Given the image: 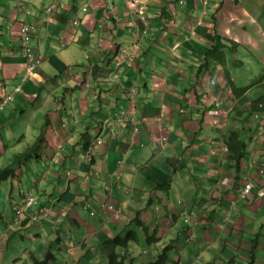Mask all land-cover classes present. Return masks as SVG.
Listing matches in <instances>:
<instances>
[{"label": "crops", "instance_id": "0c3cea01", "mask_svg": "<svg viewBox=\"0 0 264 264\" xmlns=\"http://www.w3.org/2000/svg\"><path fill=\"white\" fill-rule=\"evenodd\" d=\"M25 23L38 27L32 46L42 63L23 82L17 40ZM5 94L13 101L0 110L11 106L3 133L8 115L0 113V169L22 161L36 141L45 150L16 169L0 221L15 223L16 202L22 209L31 192L36 201L60 193L66 178L48 219L34 217L50 202L37 213L24 208L17 222L20 230L45 222L58 237L54 258L62 261L54 264H105L110 253L124 252L112 244L116 237L134 231L144 243L148 230L158 242L133 246L135 254L144 250L135 264L165 247L172 264H264V193L240 199L246 178L255 179L256 193L264 190V112L251 110L264 101V0H0V101ZM39 113L46 120L34 130L44 136L29 142L28 125ZM18 115L22 127H10ZM244 139L243 166H259L239 181L244 172L226 143L239 147ZM89 148L90 160L80 162ZM27 165L34 170L25 180ZM38 245L40 255L26 249L33 264L49 255L50 245Z\"/></svg>", "mask_w": 264, "mask_h": 264}, {"label": "rangeland", "instance_id": "374dc122", "mask_svg": "<svg viewBox=\"0 0 264 264\" xmlns=\"http://www.w3.org/2000/svg\"><path fill=\"white\" fill-rule=\"evenodd\" d=\"M30 25H32V24H30ZM33 26L36 27L37 25L36 24H33ZM126 28H128V26H126ZM34 33H36V32H34ZM241 40H242V38H241ZM19 41H21V38L20 37L17 40V43ZM6 50H8V47H7ZM248 56H249V58H248ZM252 59H253L252 58V55H250V54L247 55V57H246L247 62L246 63L251 62ZM245 70L246 71L249 70L248 65H247V68ZM247 72H249V71H247ZM239 80L240 81H243L244 79H239ZM11 86L12 85L9 84V88ZM10 109H11V106L7 107V111L6 110L5 111H0V113L2 115H8V118L7 117H4V121L1 122L3 124V126H4V129L1 131V133H3V132L6 131V129H5L6 127L5 126H7V121L11 118ZM25 117L26 116L24 115L23 118H25ZM20 119H21V115H18L17 120L16 121H13L12 124L9 125V126L12 127L15 124H19V126L22 127L23 123L20 121ZM45 120H46L45 114L44 113H39L38 115H36L34 117V121L29 123V125H28L29 134L26 137L29 142L36 141L38 139V135L40 136L41 133L44 136L43 131H36V130H34V128L37 125V123L42 122V121H45ZM8 130L10 132V135H12V136L14 134L15 135L19 134V132H18L17 129H8ZM18 138H21V136H19ZM81 147H83V145H81ZM56 149L57 150H60L59 147H57ZM57 150L52 149V150H49V151H50L51 155L53 156V155H55L57 153ZM83 150H84V148H83ZM10 151H11V153L14 152L15 156H13V157H16L18 155V153H19L18 151H20V149H14L13 148V149H10ZM11 153H10V156H12ZM14 160L15 159H13V164L15 163ZM247 163H248V165L246 167L243 166V168H241L243 170V172H244V176L243 177L237 176V179L239 181L246 178L247 172L252 173V172L256 171L255 169H253L251 167V164H253V165L256 164V166H259L258 163H250L248 161H247ZM29 166L30 165H27L26 167H24V168H26L25 176L23 177L25 180H28L30 178V175L32 173V170H34V168H28ZM70 166L73 167V170L75 171V173L78 171V169H76L74 167V161H73V159H72V161L70 163ZM13 167L15 169H18L19 168L17 164L14 165ZM63 169L64 168L61 169L62 170V172H61L62 174L64 173V170ZM234 169L236 170L237 175H240V172H242V171L236 169V167H234ZM42 172H43V169H42ZM263 174L264 173H262V175ZM49 177L50 176H47L45 178V182H47V178H49ZM253 178H257V175H255ZM254 180L255 179L246 178V181H254ZM5 182H9V186L8 187L3 186V183H5ZM3 183L0 185V213L1 214L3 213V204H6L4 202V197H6V195H7V196H9V197L12 198L14 195L12 196V195H10V193L12 192V190H14L13 189V186H17V185H15V183H17V181L15 179H13V178H10V179L4 181ZM65 183H66V178H63L62 190H61L60 193H56L55 195H51L49 197H45V196L40 197L39 200L34 203L33 207H30L28 209V212L29 213H32V212L37 213L38 210L40 208H42V206L44 204H47L48 202H50L49 203L50 206H51L50 208H53V204L59 198L60 194L62 192H64V190H65ZM257 189H258L257 186H255L252 189V193H251L250 197L246 199V202L252 201V200H254V198H256L257 200L259 198H262V193H264V190H261L260 189L256 193V190ZM243 191H244V189L241 191V194L243 193ZM14 194L19 195L18 192L16 193V191H14ZM9 197H8V199H9ZM17 204H18V202H16V204L14 205V209H16ZM20 210L22 211L23 209H20ZM45 210H47V207L45 208ZM10 213H11V210L7 214V216H9ZM16 213L18 215L21 214V212L18 211L17 209H16ZM13 214H14V210H13ZM51 215L52 216L55 215L54 211L52 212ZM42 223H43V221H39L38 222V221H32L31 220V222L29 223V225L25 229L20 230L21 226H19V224L17 223V221H15V223H11L8 220H5V222H1L0 221V242H2L4 244L2 246V249H0V264H33L32 257H31L30 254H28V252H26V249H30L31 250L33 248V252L36 255H40L41 254V251L39 250L40 249V246L38 245L39 243H42L43 245L44 244L45 245L46 244L50 245V248H49L48 251H50L53 248L52 252L55 253V254H57V251H58V249H57L58 248L57 238L58 237L56 235L50 234V232L47 230V227L44 226L45 225V222L43 224ZM40 232H42V234H43L41 237L38 236V234ZM5 235H8V238H6L7 240L4 241ZM124 235H126V233H124ZM12 236H13V238L11 239ZM143 238H145V237L144 236H140V239L141 240ZM143 241H144V243L142 242V245L141 246H148V244L146 245V239L143 240ZM9 245H11V247H9ZM0 246H1V244H0ZM137 246L139 247L140 245H137ZM139 248H141V247H139ZM35 250H37V252L40 253V254H37L35 252ZM206 250L209 252V244L208 245H204L203 247H198V250L196 252L197 255H198V257L203 256V254L206 252ZM48 251H47L46 255H48ZM140 253L143 254V252H140ZM258 256H260V254H258ZM142 259L143 258H141L140 260H142ZM148 260L151 261V259H148ZM148 260H147V262H149ZM54 261L52 260L50 262V264H54ZM174 261H175L174 259H172V260L170 259L169 261H167V264H170V263L172 264ZM188 262L189 261H187V263Z\"/></svg>", "mask_w": 264, "mask_h": 264}, {"label": "trees", "instance_id": "16d2710c", "mask_svg": "<svg viewBox=\"0 0 264 264\" xmlns=\"http://www.w3.org/2000/svg\"><path fill=\"white\" fill-rule=\"evenodd\" d=\"M37 60L40 61V63H39V65H40L42 63V61L39 58ZM257 84L258 83L254 82V83H251L250 85H248L246 87L245 91L242 92L241 96H243L248 90L255 88ZM233 92L235 93V89L233 90ZM238 93H240V92L238 91ZM263 104H264V101L263 102L254 101L253 105L251 106V110L254 111V110L260 108L258 111L263 113L264 107H262V108L260 107V106H264ZM41 142H42V140H40L39 142H37V141L35 142L33 147H31L29 149V155H27L23 158L25 160L22 161V163H14V164H12L11 167H8L5 169H0V185L4 181H6V180H8L14 176H17L16 175L17 172L15 171L16 169L13 167L14 165L19 164V166H22L23 162H24V164H26L27 160L42 158L41 153H37L38 152L37 148H40L41 150H45V149H43ZM227 143H226V145L230 149L229 151L231 153L232 161H234L233 166H236L238 168H243L244 161L247 157V147H245V144H244V143H246L245 139L239 143V147L234 146L229 141H227ZM5 149H7V146H5ZM50 156L53 157L52 155H50ZM238 168H236V169H238ZM145 236H146V245L148 244V246L145 247L146 249H147V247H150L153 244H156L158 242V239H157L158 235H157L155 230L146 231ZM120 238L123 239V237H120V236L116 237V239L112 241V244L117 245V246L122 247V248L127 247V250L125 252H121L120 254L112 253V254L108 255L107 264H135V262L137 261V258L139 256H141L142 254L141 253L135 254L132 252V249L135 246L141 244L142 240L140 239V236L137 233H134V231H130V232H128V235L126 237H124L123 240ZM127 242L129 243V245H127ZM132 246H134V247H132ZM52 250H53V248L49 251V253H48L49 255L47 258L36 261L34 264H50V262L52 260L53 261L55 260L57 263L61 262L62 260L58 259L57 257L54 258V253L52 252ZM141 252H143V251H141ZM170 252H171V247H166L163 250V252L157 257V259L155 261L150 262L148 264H167ZM122 254H124V255H122ZM252 257H253V255H252ZM253 262H255V261L253 260ZM253 262L248 263V264H254Z\"/></svg>", "mask_w": 264, "mask_h": 264}, {"label": "clouds", "instance_id": "9594fccd", "mask_svg": "<svg viewBox=\"0 0 264 264\" xmlns=\"http://www.w3.org/2000/svg\"><path fill=\"white\" fill-rule=\"evenodd\" d=\"M53 10H54V8H53L52 6H50V7L47 9V11L50 13L49 15H52V14H53ZM87 10H89V7H88ZM74 24L77 25L78 22L75 21ZM25 27H28V28H29V31L25 32V31H24ZM36 30L38 31V28H36V27H34V26H31L30 24H27V23L23 24V25L21 26V28H20V35H21V36H20V38H21V46H20V49H21V55H22V57L25 58V70H26V71H25V74H24V77H23V82L27 81L28 79H31L32 76H35V74L37 73V71H38V69H39V67H40V65L37 63V59H38V58H41V57H39V56L36 55V53H35V47L32 46V41H33V38H34V36H35V34H36V33H34V31H36ZM127 54H128V53H127ZM131 60H132V56H131V54H128V56H127V58H126V60H125L126 63H129ZM124 63H125V62L117 61L115 65L117 66V68H122V65H123ZM120 73H121V72H120ZM120 73H118V72L116 73V75H115V80L120 78ZM20 89H22V85L20 86ZM16 91H19V90H16ZM134 91H136V88H134ZM8 95H9V94H5V95L2 96V100L0 101V110L5 109L6 106H7L11 101H13V97L8 98V97H9ZM6 99H7V101L4 102ZM125 112H126V111H125ZM120 118H122V115L119 116V119H120ZM131 120H134L133 116L130 118V121H131ZM133 130H137V131H139L140 128H139V127H133ZM97 143H99V141H98ZM24 160H25V159H22V161H24ZM22 161H20L19 163H22ZM18 166H19V164H18ZM15 171L18 172V170H15ZM16 175H18V173H17ZM12 178H13V177H12ZM241 198H242V194H241L240 199H241ZM245 203H246V200H245ZM45 208H46V207H43L42 209H45ZM16 209L22 213V211H21L18 207H16ZM15 215H16V217H17V218H16V221H17V222H20V217L23 215V213L20 214V215H18V214H15ZM45 219H48V217H44V220H45ZM152 246H153V245H152ZM152 246L147 247L146 250L150 249ZM143 252H144V250H143ZM162 252H163V250L161 251V253H162ZM161 253H160V254H161ZM160 254H159V255H160ZM159 255H156V256H155L151 261H149L148 263L155 261ZM141 256H143V254H142ZM143 258H144V257H143ZM148 263H147V264H148Z\"/></svg>", "mask_w": 264, "mask_h": 264}, {"label": "bare ground", "instance_id": "6f19581e", "mask_svg": "<svg viewBox=\"0 0 264 264\" xmlns=\"http://www.w3.org/2000/svg\"><path fill=\"white\" fill-rule=\"evenodd\" d=\"M84 8H85V6L82 8V11L83 12H87V11H84ZM31 26H33V24L31 25ZM36 28H38L37 26H36ZM34 32H37V30L36 31H34ZM124 55V54H123ZM37 63L39 64L40 63V61L39 60H37ZM19 90H20V88H19ZM132 95H130L129 96V98H133V96L131 97ZM8 98H11V97H8ZM130 100V99H129ZM7 101V99L4 101V102H6ZM137 131V130H136ZM97 141V140H96ZM95 141V142H96ZM100 144L101 143H103V140H101L100 142H99ZM92 144H94V142L92 143ZM90 149L91 148H89V149H87V151H85V152H83V153H81V155L79 156V161L80 162H86V161H89L90 160V157H91V151H90ZM64 150V149H63ZM255 186H257V184L255 183V180L254 181H248L247 182V184L245 185V187L243 188V189H247L248 191H251ZM29 197H31V198H33L34 199V202L31 204V205H29L28 204V198ZM37 200V196L35 195V193H33V192H31L29 195H27L26 197H25V201H24V203H23V208L22 209H24V208H30V207H32V205L35 203V201ZM45 212H43L44 214H37V215H35V217H34V220H41V219H43L44 217H47V216H49L50 215V212H51V208H50V206H47V210H44ZM22 223V222H21ZM20 223V224H21ZM13 225V224H12ZM13 231V230H12ZM127 236V235H126ZM125 236V237H126ZM130 236V235H129ZM130 238V237H129ZM120 239H122V238H120ZM123 239H124V237H123ZM122 239V240H123ZM132 240V239H131ZM133 241V240H132ZM127 245H129V243L127 242ZM140 245V244H139ZM115 246H117V245H115ZM119 247V246H118ZM133 247V246H132ZM124 252L127 250V247L126 248H122V247H120ZM110 254H112V253H110ZM109 254V255H110ZM117 254H120V253H117ZM129 254V253H128ZM122 255H124V254H122ZM130 255V254H129ZM128 255V256H129ZM107 258H108V256H107ZM107 258H106V263L105 264H107ZM147 262V261H146Z\"/></svg>", "mask_w": 264, "mask_h": 264}, {"label": "built area", "instance_id": "2783aa9c", "mask_svg": "<svg viewBox=\"0 0 264 264\" xmlns=\"http://www.w3.org/2000/svg\"><path fill=\"white\" fill-rule=\"evenodd\" d=\"M88 7H89V5L86 4L85 5V8H84V11H87ZM24 31L25 32L29 31V28L28 27H25ZM251 193H252V190L251 191H248L247 189H244V191L242 193V198L246 200L247 198L250 197ZM33 202H34V199L31 198V197H29L28 198V204L31 205Z\"/></svg>", "mask_w": 264, "mask_h": 264}]
</instances>
